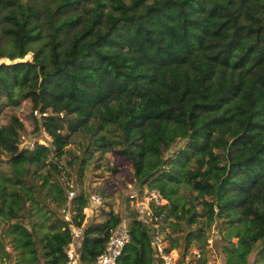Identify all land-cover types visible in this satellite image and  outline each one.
Here are the masks:
<instances>
[{"label":"trees","instance_id":"1","mask_svg":"<svg viewBox=\"0 0 264 264\" xmlns=\"http://www.w3.org/2000/svg\"><path fill=\"white\" fill-rule=\"evenodd\" d=\"M22 102L30 131L0 123V264H66L77 239L90 264L120 227L112 209L84 225L90 194L57 177L75 137L79 173L117 150L166 200L150 222L129 212L116 264H161L164 224L182 256L199 242L196 264L210 230L220 264H264V0H0V114Z\"/></svg>","mask_w":264,"mask_h":264},{"label":"rangeland","instance_id":"2","mask_svg":"<svg viewBox=\"0 0 264 264\" xmlns=\"http://www.w3.org/2000/svg\"><path fill=\"white\" fill-rule=\"evenodd\" d=\"M30 57L31 55L28 54L25 58L27 59ZM29 112L30 107L27 102H22V104L14 110L9 106H4L2 108V113L0 114V123L5 122L7 115L15 113L24 120L26 130L30 131L32 126L23 117V114H28ZM35 138H38L41 142L47 143V140L44 137H40L38 133L24 135L23 143L27 144ZM81 142H83L82 138L75 137L73 142L67 146V149H70V151L73 152V155L67 150L65 155L59 158L58 165L60 167V174L57 175V177L63 181L67 180L70 186H75V193L77 190L81 189L90 195L95 194L99 196L100 204H91L89 207L83 209L85 215L83 221L84 225L90 222L103 221L105 218L103 216V211H109L112 209L114 213L119 214L122 218V223L117 229V232L124 231V227L128 221L129 212H135L136 201L138 198L145 195L146 191L149 189H143L142 191L139 189L140 187L134 182L132 166L117 150H108L103 156H100L98 152H95L94 156L88 158L86 163H84L81 173H79V164L73 163L71 165L69 162L72 158H75L77 161L80 160V157L83 155V149L80 147ZM74 155L76 157H74ZM85 155L87 154H84L83 156ZM45 172L53 175V171L50 172L46 170ZM131 196L136 198H131ZM196 209L200 210L201 205L197 204ZM68 216L69 215H67V217ZM198 221L199 220L195 221L193 227L197 225ZM223 231L225 232V230ZM159 233L162 236V242L165 247H169L171 240H174L176 246L169 251L180 259L181 264H186L187 262L196 264L195 257H199L201 253L198 248L199 242L193 241L188 248V253L185 254V256H182L184 233L180 230L179 225L169 226L168 224H164L162 231ZM211 233V230L207 232L208 243L205 246L206 252L204 255L207 259V264H218L220 260L218 254L219 245L216 248H213V243H209L212 235ZM232 241L236 242V238H233ZM197 252H199V255ZM193 255H195V257ZM253 258L254 254L249 256L248 260L250 264H252Z\"/></svg>","mask_w":264,"mask_h":264},{"label":"built area","instance_id":"3","mask_svg":"<svg viewBox=\"0 0 264 264\" xmlns=\"http://www.w3.org/2000/svg\"><path fill=\"white\" fill-rule=\"evenodd\" d=\"M33 114L37 115L39 112L35 110ZM44 137H47V135L44 134ZM30 146H32V144ZM73 194L74 192H70L68 196L72 197ZM131 198L136 197L131 196ZM90 202L94 205L100 204L99 196L95 194L90 195ZM165 203L166 200L161 196L159 191L156 189H151L146 191L145 195L138 198L135 203V209L140 218L150 222L153 220V215L157 216L159 214L156 210L165 205ZM80 231V228H75L74 234L78 235ZM126 241H128V235L125 231L113 233L109 236L105 243V251L98 255L90 264H116V259L121 254L122 248ZM162 241L163 239L161 234L156 232L152 239V246L156 259H160L161 264H178L177 256L173 255L170 251L166 252L165 249L167 247L163 245ZM211 241L212 239H210V244ZM197 253L199 255V252ZM66 264H81L78 260L76 250L73 248L72 244L69 245L68 261ZM218 264H220V262Z\"/></svg>","mask_w":264,"mask_h":264},{"label":"crops","instance_id":"4","mask_svg":"<svg viewBox=\"0 0 264 264\" xmlns=\"http://www.w3.org/2000/svg\"><path fill=\"white\" fill-rule=\"evenodd\" d=\"M79 242H80V240L77 239V240L75 241V243L72 244V245H73V248H74L75 250L77 249V246L79 245Z\"/></svg>","mask_w":264,"mask_h":264},{"label":"clouds","instance_id":"5","mask_svg":"<svg viewBox=\"0 0 264 264\" xmlns=\"http://www.w3.org/2000/svg\"><path fill=\"white\" fill-rule=\"evenodd\" d=\"M71 244H73V243H71Z\"/></svg>","mask_w":264,"mask_h":264}]
</instances>
